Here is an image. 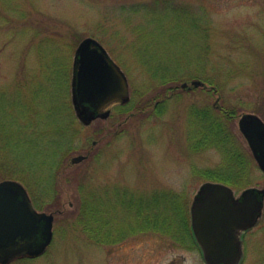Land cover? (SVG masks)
Here are the masks:
<instances>
[{"label": "rangeland", "instance_id": "obj_1", "mask_svg": "<svg viewBox=\"0 0 264 264\" xmlns=\"http://www.w3.org/2000/svg\"><path fill=\"white\" fill-rule=\"evenodd\" d=\"M88 36L125 72L133 107L114 105L86 125L71 82ZM195 106L234 112L232 142L253 157L238 122L248 112L264 120V0H0V181L23 183L32 198L21 178L40 192L63 154L46 197L54 202L36 206L55 214L52 243L5 264H207L190 209L200 187L216 181L205 172L230 169L220 148L194 149L211 131L194 123ZM79 155L87 157L73 162ZM248 178L232 186L236 197L264 189L255 159ZM92 191L104 200L109 237L128 233L121 240L84 229L82 197ZM240 264H264V208L243 236Z\"/></svg>", "mask_w": 264, "mask_h": 264}, {"label": "water", "instance_id": "obj_2", "mask_svg": "<svg viewBox=\"0 0 264 264\" xmlns=\"http://www.w3.org/2000/svg\"><path fill=\"white\" fill-rule=\"evenodd\" d=\"M194 86L204 85L200 80ZM187 87L188 83L182 84ZM72 99L78 118L86 125L108 118L111 106L126 103L130 88L126 74L95 38H84L76 49ZM239 130L264 172V120L253 112L241 115ZM86 155L72 158L80 162ZM222 182L207 181L191 206L192 228L208 264H239L241 234L259 220L264 207V189L249 187L235 197ZM55 215L39 211L23 183L0 181V264L24 255L42 254L54 236Z\"/></svg>", "mask_w": 264, "mask_h": 264}, {"label": "trees", "instance_id": "obj_3", "mask_svg": "<svg viewBox=\"0 0 264 264\" xmlns=\"http://www.w3.org/2000/svg\"><path fill=\"white\" fill-rule=\"evenodd\" d=\"M126 106L127 107L123 106L121 108L125 110L131 109L133 107V101H130ZM191 112L193 116H195L194 123H196L198 128L203 129L207 126L211 128L210 132H202V135L200 134L201 136L197 137V139L200 138V143L203 139L206 141L204 144H201L200 147H196L194 149L212 146L220 148L225 154L226 165L223 166H227L230 169L226 172L220 168L210 169L205 172L207 178H214L216 181H221L234 187L248 185V173L254 158L251 155H247V152L242 148V144L240 142H232L233 137L231 135V129L227 127V124L230 120L231 114H234V112L224 109L223 111H219L217 113L213 106H207L205 108H198L195 106L191 109ZM62 155L63 154H61L60 159L56 162V166L62 161ZM56 166L53 171L52 179L49 181L43 180L44 183L40 187V192H37L34 189L33 185L29 183L25 176H22L23 178H21L28 187L33 202L38 208H41L44 204L47 205L50 202H54L52 199L50 201H46V197L48 196V191H50L49 197H53L52 192L56 187V174L58 173V167ZM11 172L16 177L18 172H16L15 169L11 170ZM99 197L100 196L97 195L95 191L85 194L83 193L79 220L84 225V229L90 234V238H96L103 242L119 241L128 233L120 234L116 238L109 237L110 227L108 220L105 216L100 215V205L104 203V200ZM146 218L149 219V216H146ZM147 227L151 226L149 225ZM144 229L147 230L146 227H142L140 230Z\"/></svg>", "mask_w": 264, "mask_h": 264}, {"label": "flooded vegetation", "instance_id": "obj_4", "mask_svg": "<svg viewBox=\"0 0 264 264\" xmlns=\"http://www.w3.org/2000/svg\"><path fill=\"white\" fill-rule=\"evenodd\" d=\"M246 233V232H245ZM244 233V234H245ZM194 239H195V237H194ZM197 242V241H196ZM242 243H243V236H242ZM198 244V243H197ZM198 246H199V244H198ZM199 248H200V251L202 252V249H201V247L199 246ZM202 254H203V252H202Z\"/></svg>", "mask_w": 264, "mask_h": 264}]
</instances>
